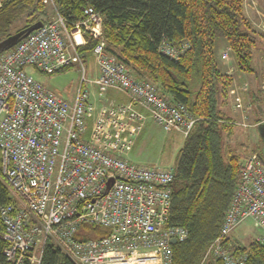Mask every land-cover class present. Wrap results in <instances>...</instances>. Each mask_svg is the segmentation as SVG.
Instances as JSON below:
<instances>
[{
    "label": "built area",
    "instance_id": "obj_1",
    "mask_svg": "<svg viewBox=\"0 0 264 264\" xmlns=\"http://www.w3.org/2000/svg\"><path fill=\"white\" fill-rule=\"evenodd\" d=\"M43 3L52 6L53 19L0 54V177L14 200L0 209L5 264H40L46 243L74 264H171V241L187 237L185 229L168 225L174 167L138 166L128 154L148 120L186 137L197 119L106 51L102 17L93 7L83 8V18L67 29L52 1ZM86 36L95 42L92 80L84 77L78 51ZM188 47L185 40H162L158 52L177 61ZM72 65L82 77L71 103L25 70L52 74ZM110 89L127 103L108 102ZM259 91L264 105V59ZM240 165L219 235L201 264H245L246 255L225 242L248 220L263 232L257 241L264 245V162L250 153ZM96 228L110 232L93 238Z\"/></svg>",
    "mask_w": 264,
    "mask_h": 264
},
{
    "label": "trees",
    "instance_id": "obj_2",
    "mask_svg": "<svg viewBox=\"0 0 264 264\" xmlns=\"http://www.w3.org/2000/svg\"><path fill=\"white\" fill-rule=\"evenodd\" d=\"M51 1L67 29L83 18V8L93 7L102 17L106 51L142 79L156 84L173 102L184 104L197 119L175 158L168 225L187 231L186 239L171 247V264H201L208 247L219 235L244 156L230 150L225 160L223 157L220 130L230 133L233 125L218 109L219 96L225 94L232 79L220 72L214 53L216 41L223 40L238 71L255 73L253 51L262 34L247 18L244 0ZM48 18L43 0H0V42L11 36L9 29L14 22H25L18 33L35 22L45 23ZM162 40H185L189 47L177 61H172L158 52ZM94 44L87 37L86 45L78 48L84 59L90 56ZM252 99L257 106L263 105L259 89L252 93ZM261 122L259 118L257 124ZM253 153L264 162L261 151ZM13 201L0 177V209ZM3 230L0 217V264H5L2 253L8 247L1 238ZM109 232L96 228L92 237L101 238ZM225 243L231 244L229 237ZM230 248L238 255H246L245 264H264V245L255 239L245 247L231 244ZM40 264L74 263L46 243ZM204 264L222 263L208 260Z\"/></svg>",
    "mask_w": 264,
    "mask_h": 264
},
{
    "label": "rangeland",
    "instance_id": "obj_3",
    "mask_svg": "<svg viewBox=\"0 0 264 264\" xmlns=\"http://www.w3.org/2000/svg\"><path fill=\"white\" fill-rule=\"evenodd\" d=\"M244 10L252 27L258 33L262 34V37L258 40L256 49L253 51L252 67L254 68L255 73L250 75L239 72L235 66V60L230 51H227L228 57L226 59H228V61H224L226 59L222 58L221 52L225 48V41L217 40L214 48L216 64L220 72L222 74L230 72L233 77L236 78V84L231 87V91L228 93L229 89L227 87L223 97H221V95L219 96L220 104L218 109L223 112L222 117L224 115L226 117H232L231 119L235 120L237 124L243 122V124L247 126L246 128H243L241 125H235L230 133L220 130L224 160L227 158V152L230 150L232 152L241 153L242 155H248L249 153L255 152V150L260 152L264 148V142L260 138L257 129V121L259 118L263 121L260 124H264V106L256 105L253 107L254 104L249 100L250 94L247 91L248 88L254 85L253 81L256 83L258 78L261 80L264 59V0H244ZM46 12L49 15L48 19L52 20L54 17L52 6L46 5ZM24 23V20H22L21 23L14 22L9 29V34H16L17 30H19ZM83 65L85 77L90 78L92 75V60H83ZM25 70L34 80L41 83L56 96L70 103L79 85V80L82 77V70L78 65H74L65 71L53 74L40 73L31 67H27ZM237 75H242L243 78L239 80L236 77ZM254 88L255 85L252 90H255ZM237 97L241 99L244 106V112L242 115H235L230 112L231 106L234 104ZM249 102L252 104L250 108L247 106V103ZM183 141L184 137L182 133L175 131L167 132L162 126L152 120H148L135 147L128 154V159L138 166H174L176 155L181 148ZM246 224L252 225L253 222L248 220ZM243 232L244 231H236L235 229V231L231 233L232 235L229 236L230 243L245 247L251 239H255V236L253 238L248 237L241 239L239 234H243ZM261 233L263 234L262 231Z\"/></svg>",
    "mask_w": 264,
    "mask_h": 264
},
{
    "label": "crops",
    "instance_id": "obj_4",
    "mask_svg": "<svg viewBox=\"0 0 264 264\" xmlns=\"http://www.w3.org/2000/svg\"><path fill=\"white\" fill-rule=\"evenodd\" d=\"M229 50V48H228V45L227 44H225V48H224V50L221 52V55L224 53V52H226V51H228ZM87 59H89L90 61L92 60V57L91 56H88V57H86L85 59H83V60H87ZM223 60V59H222ZM225 62H227L228 61V59H226V60H224ZM92 62H93V60H92ZM72 66H74V65H72ZM71 66V67H72ZM130 69V68H129ZM131 70V69H130ZM131 72L133 73V75L134 76H136L138 79H142L135 71H133V70H131ZM224 74H226V75H228V76H230V78L232 79V83H231V85H230V88L228 87V89H229V91H228V93L231 91V87H233V86H235V82H236V78H234L233 77V75L230 73V72H226V73H224ZM250 75H252V74H250ZM97 76V67L95 66V64L93 63V65H92V75H91V77L90 78H86L85 77V70H84V77H85V79L86 80H92V79H94L95 77ZM237 77V79H242L243 78V76L242 75H237L236 76ZM259 79V78H258ZM257 79V82L256 83H254V81H253V84L255 85V90H252L253 89V87H254V85L252 86V87H250V88H248V92H249V94H250V97H249V100H251V103H253V99H252V93H255V92H258V87H259V83H260V79L258 80ZM79 82H80V80H79ZM244 88V87H243ZM160 89V88H159ZM160 92L162 93V94H164L163 93V91L160 89ZM164 95H166V94H164ZM221 97H223V95L221 96ZM106 99H107V101L108 102H111V103H113V104H126L127 103V97L123 94V93H121L120 91H116V90H113V89H110V90H108L107 91V93H106ZM94 102V104L96 105V107L97 108H99V106H100V104H99V102H97V100H95V101H93ZM250 102L249 103H247V106L250 108L251 107V104ZM235 104H239L240 105V109L239 110H236L235 108H233L234 107V105ZM254 104V103H253ZM256 106V104H254V106L253 107H255ZM221 107L223 108V106L221 105ZM244 106H243V103L241 102V99L240 98H236L235 99V101H234V104L231 106V110H230V112H232V113H234L235 115H237V114H240V115H242L243 114V112H244V108H243ZM254 109V108H253ZM221 112V111H220ZM225 112H226V110H225ZM221 113H223V112H221ZM227 113H228V111H227ZM255 113H256V110H255ZM224 115V114H223ZM92 116H91V114L90 115H88V117H87V119H86V126H87V129H88V131H90V127H91V123H92ZM223 118L225 119H227V120H229V119H231L230 117H226L225 115L223 116ZM234 118V117H233ZM230 122H232V125L233 126H235V125H241L243 128H246L247 126L245 125V124H243V122H241V123H238L237 124V122L235 121V120H230ZM234 127H232V129H233ZM144 130V129H143ZM143 130L141 131V133L139 134V136L137 137V139H136V141H135V143H134V146H133V148L135 147V145H136V143H137V141L139 140V138H140V136H141V134H142V132H143ZM89 135V132H87V134H86V136H88ZM184 139H185V137H184ZM133 148H132V150H133ZM131 150V151H132ZM250 154V153H249ZM246 155H244L243 156V158L245 157ZM242 158V159H243ZM241 159V160H242ZM131 162V161H130ZM246 222L247 221H245V222H243L239 227H238V229H236V231H244L243 232V234H239L240 235V238L241 239H244V238H248V237H254L255 236V240H257V238L259 237V236H261V231H260V228H258L256 225H254V224H252V225H249V224H246ZM250 226H251V228H250ZM251 229V230H250ZM253 234V235H252ZM233 237V236H232ZM235 238V237H234ZM236 239V238H235ZM238 245V244H237Z\"/></svg>",
    "mask_w": 264,
    "mask_h": 264
},
{
    "label": "water",
    "instance_id": "obj_5",
    "mask_svg": "<svg viewBox=\"0 0 264 264\" xmlns=\"http://www.w3.org/2000/svg\"><path fill=\"white\" fill-rule=\"evenodd\" d=\"M41 26H42V23L40 21L35 22L32 25H30L29 27H27V28L21 30L20 32L14 34V35H11V36L7 37L6 39H4L3 41H1L0 42V54L11 49L12 47H14L22 39L27 37L30 33L34 32L35 30L39 29ZM257 129H258V133L260 135V138L264 142V124H259L257 126ZM261 154H262V158L264 160V148L262 149ZM110 185H111V183L109 184V186ZM106 192H107V189H106L105 193ZM174 244H175V241L172 240L171 245H174Z\"/></svg>",
    "mask_w": 264,
    "mask_h": 264
}]
</instances>
